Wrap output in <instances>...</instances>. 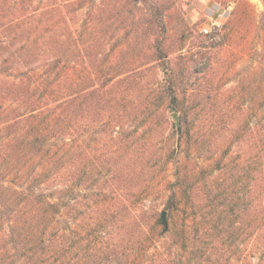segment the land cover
Here are the masks:
<instances>
[{"label": "trees", "instance_id": "trees-1", "mask_svg": "<svg viewBox=\"0 0 264 264\" xmlns=\"http://www.w3.org/2000/svg\"><path fill=\"white\" fill-rule=\"evenodd\" d=\"M1 1L0 264H137L140 256L147 255L154 228L161 227L162 237L175 238L177 232L169 223L164 230L161 215L153 228L144 220L147 210H142V218L134 212L125 185L137 180L145 188L149 180L145 172L131 170L134 163L128 174L123 167L143 155L135 141L139 126L128 117L132 113L133 120L141 115L150 119L156 103L165 106L163 119L167 111H180L182 124L175 143L178 148L184 144L191 148L197 106L202 101L213 104L214 95L204 89L189 90L186 81L215 69L218 55L214 44L208 46L206 41L220 34V55L225 53L237 23L247 15L245 10L239 3L233 19L190 45L185 29L169 32L164 8L124 16L132 34L115 52L116 46L105 50L104 34L96 39L97 28L105 32L111 25V13L119 15L114 25L123 14L110 9L105 0H53L45 7L36 0H11V7L10 0ZM149 1L118 0L117 4L138 7ZM80 12L85 16L82 24L75 22ZM141 37L149 40L148 46ZM152 69L161 74L158 85L149 87L153 99L133 102L145 91L143 74ZM258 83L264 93V82ZM245 111L250 117L261 112L253 107ZM228 114L220 109V118L215 113L210 116L221 123ZM242 121L225 122L232 135L229 149L233 138L239 143V134L250 125V120ZM192 177L188 164L177 168L174 199L187 195ZM83 190L87 206L80 200L72 202L82 197ZM240 199H244L240 194L226 190L217 196L214 207L220 209V227L222 216L240 215L246 209ZM69 205L75 211L72 222L79 221V228L70 224L65 235L61 218ZM165 209L173 215L171 205ZM210 222L215 231L214 216ZM231 225L234 228V222ZM195 238L187 239L196 245ZM183 259L178 256L176 264H183Z\"/></svg>", "mask_w": 264, "mask_h": 264}, {"label": "rangeland", "instance_id": "rangeland-1", "mask_svg": "<svg viewBox=\"0 0 264 264\" xmlns=\"http://www.w3.org/2000/svg\"><path fill=\"white\" fill-rule=\"evenodd\" d=\"M39 1L40 7L54 2L36 0L37 3ZM105 1L110 9H117L124 14H120V18L117 17L114 25V19L119 15L111 13V25L105 28V32L100 27L96 30V39L103 38V34L106 36L104 41L108 47L105 50L116 46L115 52L130 40L128 36L132 34L131 27L124 18H131L134 13H150L155 6L164 8V22L169 32L185 29L189 41L191 40L190 45L193 41H200L202 35H206L202 31L204 28L213 31L208 35L216 33L215 28L220 30L235 17L238 4L242 5L239 8L245 10L242 12H245L247 17L243 15V19L237 23V33L227 51L220 55V34L215 39L206 41L207 45L214 44L213 52L216 51L218 55L215 69H211L206 75L191 76V79L186 81V88L189 90L204 89L214 95L213 104L206 105L202 101L197 106L199 113L193 117L199 116L200 119L198 117L194 125L191 148H188L187 144L178 148L175 143L180 130L178 132L172 114L180 115L181 127V112L167 111L163 119L161 115L165 106L156 103L152 107L153 110L151 109L150 119L141 115L133 120L132 113L128 117L134 125L139 126L138 138L135 141H139L136 144L143 150V155L135 161L131 158L133 161L125 162L123 167L127 166L128 174V169L134 163L131 170L134 172L132 168H135L141 173L145 172L149 180V183L145 184L147 190L137 180L125 185V189L129 190L135 214L141 215L142 218V210H147L144 220L150 222L153 227L156 218L171 205L173 215L169 212L167 220L177 232L175 238L162 237L159 234L161 227H153L154 234L152 233V239L148 243L147 255L140 256L137 264H176V258L181 255L184 256L183 264H264V93L258 88V82H264V0H150L148 3L139 4L138 7L132 4L123 7L117 4L118 0ZM9 3H12L11 0L8 2L11 7ZM78 14L75 22L82 24L85 16L83 12ZM134 37L136 38L135 35L132 38ZM140 41L144 46H148L147 38L143 41L141 37ZM1 52L0 50V60L3 54ZM141 59L146 61V57ZM142 77L145 91L143 90L138 98L135 95L133 102L151 97L149 87L158 85L161 74L152 69ZM256 92H259V95ZM243 107L244 113L241 114ZM250 107L255 110L259 108L261 112L255 115L251 112L253 117H250L251 114L245 111ZM220 109L230 111L221 123L212 120L210 116L215 113L220 118ZM240 121H249L250 125H246L244 131L241 130L243 135L239 134V143L237 138H233V147L229 149L228 139L232 135L227 132L225 122L236 124ZM184 164H188L193 172L191 187L187 195L174 199L172 194L176 171ZM225 190L240 194L244 202L240 199L239 204L246 209L242 208L240 215L233 213L230 217L222 216L223 225L220 227V209H215L214 202ZM86 194L87 191L83 190L80 194L82 197L72 202L78 204L80 200V204L87 206L88 202L84 197ZM74 213L70 205L63 208L61 227L67 232L65 235H68L66 228L70 224L75 229L78 227L79 221L72 222ZM213 216L218 223L215 231L213 223L210 222ZM233 222L235 226L231 228ZM224 226L226 229H223ZM183 233L186 237L184 243L180 238ZM188 237H197L194 241L197 244H191Z\"/></svg>", "mask_w": 264, "mask_h": 264}, {"label": "water", "instance_id": "water-1", "mask_svg": "<svg viewBox=\"0 0 264 264\" xmlns=\"http://www.w3.org/2000/svg\"><path fill=\"white\" fill-rule=\"evenodd\" d=\"M172 118L175 120L176 127H177V130L179 132V130H180V115L178 113H174V114H172ZM161 221H162V225L164 226V230H167L168 220H167V213L165 211H163L161 213Z\"/></svg>", "mask_w": 264, "mask_h": 264}, {"label": "built area", "instance_id": "built-area-1", "mask_svg": "<svg viewBox=\"0 0 264 264\" xmlns=\"http://www.w3.org/2000/svg\"><path fill=\"white\" fill-rule=\"evenodd\" d=\"M214 30L217 31L218 28H215ZM202 31L206 35L211 34L213 32L211 29H208V28H204Z\"/></svg>", "mask_w": 264, "mask_h": 264}]
</instances>
